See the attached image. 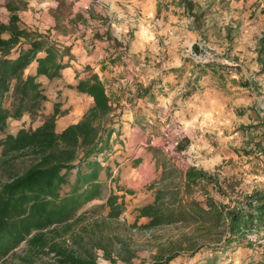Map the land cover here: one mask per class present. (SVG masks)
I'll list each match as a JSON object with an SVG mask.
<instances>
[{
	"label": "rangeland",
	"instance_id": "1",
	"mask_svg": "<svg viewBox=\"0 0 264 264\" xmlns=\"http://www.w3.org/2000/svg\"><path fill=\"white\" fill-rule=\"evenodd\" d=\"M56 1V6H53L54 1L51 0L53 3L50 11L57 24L54 32H49V35L53 40L68 45L62 38L71 29L66 24L79 20L76 8L83 9L84 6L76 4L75 0ZM223 1L225 0H218L216 3L220 6V11L212 14L211 7L206 11V17H212L207 32L217 30V25L211 24L215 17L226 21L228 13L225 11L236 9L235 2L238 0L231 2L235 5L233 7L225 5ZM5 2L6 0H0V20L4 22L9 12ZM76 2L86 4L87 0ZM12 3L22 7L24 2L13 0ZM196 23L199 28L203 27L201 22ZM158 35L161 37L157 39L158 52L149 57L133 59L128 48H124L123 41L112 40L110 43L116 52H128L123 57L124 60L101 66V61L106 60L109 55L108 51L102 46L95 54L94 48H89L80 67L71 71L67 78L42 82L48 96L45 109L51 111L56 104L62 113L58 119L57 131L61 127V121L79 120L92 104L91 97L67 86L77 82L76 70L80 76L98 74L108 92H112L115 110L112 120L105 122L107 128L112 124L119 127L113 118L116 115H126L125 108L128 107L124 103L128 102L127 99L136 98V86L141 85L136 79L144 82L150 71L157 72V79L161 83L157 91L159 96L167 97L168 101L180 100L176 104L178 109H172L169 102H162L157 106H138L139 109L144 108L143 111L147 112L144 115L148 117L146 120H131L135 123L131 127H140L144 131L143 135L137 130L128 131L127 136L120 139L117 136L112 138L111 135L114 140H108V147L97 159L105 163L104 166L109 168L114 178L109 182L107 178L104 179L106 181L102 183V198H97L80 209L79 213L82 212L85 219L74 225L73 233L85 227L82 238H79L80 234L73 236L69 231L61 237V241L63 239L65 248L72 250L75 255H83L85 250L91 251L98 264H153L152 255L159 250L164 251V254L174 250L178 253L168 264H241L243 261L248 262V256L253 258L251 260H259L264 256V223L252 226L242 235L232 238L227 230L221 235L198 236L199 232L195 231V227L199 224L192 222H175L154 229H138L132 226L137 209L154 201L158 189L166 191L167 199L173 193V196L183 201L191 198L203 200L205 194H210L228 208L253 209L258 203L257 199H264V124H251L243 115L241 100L245 98V92H242L236 80L243 77L240 69H229L225 59H222L223 56L213 47L214 44H220L219 47L224 49L228 47L225 43L229 42L224 41L221 31L220 34L215 33L216 37L212 39L202 37L186 40L182 35L178 36L180 39H171L164 37V32H158ZM105 47H108L107 43ZM224 51L228 53L229 49ZM131 63L134 65L131 66ZM213 66L215 72H212ZM202 67L205 71H202ZM128 82L136 83L132 86L127 85ZM165 83L169 85L165 86ZM188 97L195 99L193 110L187 103L184 107L181 105V101ZM217 98L221 101L220 114L217 107L211 106L214 105L212 100ZM203 107L211 111L215 109L213 111L216 115L206 114L199 117L198 110ZM236 108L240 111L236 112ZM233 112L235 116H231ZM40 120L37 118L31 121L27 116L17 121L9 120L5 131L14 133L21 126L34 128L41 123ZM133 156H137L138 160L132 161ZM194 165L204 167L207 177H203V182L199 184L193 180L188 181L191 185L187 190L186 184H183V173ZM74 173L69 172L70 180L74 179ZM101 175L105 178V172ZM110 194L116 196V202L121 207L118 217L111 219L107 217L109 207L106 204V198ZM142 218L137 220V225L148 221L146 218L147 221L142 222ZM97 223L101 224L100 227ZM224 237L231 239L225 241ZM190 240L205 245L201 250L190 253L187 250ZM99 241L107 249L110 259L105 258L103 250L98 247ZM124 245L134 251L130 261L121 258L128 255L124 251ZM0 264L64 263H60L53 253H40L38 256L29 257L25 244L21 243Z\"/></svg>",
	"mask_w": 264,
	"mask_h": 264
},
{
	"label": "trees",
	"instance_id": "2",
	"mask_svg": "<svg viewBox=\"0 0 264 264\" xmlns=\"http://www.w3.org/2000/svg\"><path fill=\"white\" fill-rule=\"evenodd\" d=\"M179 2L187 11L192 9L191 1ZM5 6L9 10L8 18L6 22L0 20V134L3 135L0 137V262L24 243L29 257L53 253L64 264H98L89 250L75 255L66 249L61 237L69 231L73 233L74 225L85 219L79 213L85 204L102 198L101 173L105 172V178L111 174L97 156L108 147L112 129L107 131L105 122L112 120L115 105L98 74L80 76L76 70L77 82L67 86L91 97L92 104L77 122L57 131L56 119L62 113L56 104L51 112H44L48 96L38 77L60 78L61 71L74 60L71 45L22 27L16 13L19 7L12 2ZM31 64L35 65V74L26 72ZM24 115L31 121L40 118L41 123L34 128L21 126L14 133L5 131L9 120H19ZM71 171L75 172L72 182L68 178ZM195 172L207 177L202 171ZM65 186L68 190L63 192ZM257 202L253 209L228 208L210 195L203 200L183 201L173 193L167 199L166 191L158 189L154 201L137 209L132 226L154 229L175 222H192L199 224L195 227L198 236L221 235L227 230L232 238L264 223V199ZM106 204L107 217L117 218L121 207L116 196L108 195ZM142 217L148 221L137 225ZM84 230L81 227L73 236L80 234L81 239ZM190 241L187 246L190 253L205 245ZM97 245L105 258L110 259L105 246L100 241ZM124 248L128 255L121 258L130 261L134 251L127 245ZM177 256L176 250L167 254L159 250L152 255V263L168 264ZM241 264H264V256Z\"/></svg>",
	"mask_w": 264,
	"mask_h": 264
},
{
	"label": "crops",
	"instance_id": "3",
	"mask_svg": "<svg viewBox=\"0 0 264 264\" xmlns=\"http://www.w3.org/2000/svg\"><path fill=\"white\" fill-rule=\"evenodd\" d=\"M12 1L13 0H6L5 4ZM22 1L24 2L23 6L19 7L16 11L21 26L30 30H36L50 37L49 32L53 33L57 24L50 11L53 2H51V0ZM53 1V6H56L57 1ZM188 1H191L193 4L190 11H187L185 5L180 3L179 0H87L86 4L76 2L75 0L76 4H80L84 7L83 9L76 8V11L78 10L77 16L79 20L76 19L74 20L76 22L71 24L67 23L66 26L71 29L62 36V38L67 41V44L71 45V52L74 55V60H72L71 66L61 71V77L58 79L63 77L67 78L71 71L73 72L77 67H80V64L84 61L83 57L87 54L89 48H94L95 54H97L96 50H101L100 47L102 46L108 51L109 55L106 53L108 57L106 60L101 61V66L108 62L112 63L118 62L120 59L124 60L123 57L128 52L122 50L116 52L115 48L110 43L112 40L123 41V44H125L124 48H128L127 50L130 52V56L133 59H141L158 52L159 47L157 45V39L161 38L158 32H164V37L171 39H180L181 37L178 36L182 35L187 40V38L201 39L202 37L204 39H212L216 37L215 33L220 34L221 31V36L224 41L229 42V44L225 43L228 47L221 49L219 47L220 44H214L213 47L217 48L218 51H216L223 56L222 59H225L229 69H240L241 76L243 77L240 79L236 78V80L242 92H245V98L241 100L243 115L249 119L251 124L258 122L264 124V0H238L235 2L236 6L232 5L231 2L233 0L223 1L225 5L228 4L229 7L235 6L236 9L225 11L228 13L226 21L215 17V20L212 21L211 24L217 25V30L211 32H207V29L209 20H211L212 17H206V11L210 7L212 8V14H214L215 11H220V6L218 7V4L216 5L218 0ZM158 16L159 18H157ZM70 17H72V15ZM196 22H201L203 27L201 26V28H199ZM159 25L160 28L158 29ZM197 28L198 31L196 30ZM81 43L84 44V46H79ZM105 43H107L108 47H105ZM228 49L229 51L226 53L224 50ZM112 51H114V53ZM133 65L134 64L131 63V66ZM128 67L126 68L127 71ZM202 71H205L204 68ZM243 71H245L244 75L242 74ZM26 72L35 74V65L31 64L26 69ZM212 72H215V66H213ZM157 78V72L153 73L150 71V75L145 78L144 82L141 83L139 79H136V81H139L141 84H137L136 86L137 90H135L138 91L136 98L134 97L133 100L127 99L128 102L124 103L125 107H128L125 108L126 115H116L113 118V120L118 122L117 125L119 127H115V124H112L107 128V131L109 128L112 129L108 140H114L112 139L114 136L120 139L122 136H127L126 133H128V131L133 130H137L140 135H143L144 131H141L140 127H131V125H135L131 120H146L148 115H144L147 112L143 111L145 105L157 106L158 104H162V102H166V104L169 102L172 109H178L176 104L180 102V100L168 101L167 97L157 94V91H159L158 88L161 86ZM38 79L41 82L48 80L43 76H39ZM135 83L136 82H128L127 85L134 86ZM168 85V83H165V86ZM111 94L112 92H110V95ZM186 96L188 95H185V97ZM188 98L183 99L181 105L184 107L187 103V106L193 110L195 99L191 97ZM47 102H45V105ZM212 102H214V105L211 104V106H215L220 110L221 101L219 98H217V100H212ZM113 105H115L114 101ZM138 106L143 107L139 109ZM136 107L138 108L137 110L135 109ZM207 109L208 108L204 107L200 108L198 110L200 115L198 116L200 117L203 115L204 117L206 114L216 115L213 111L215 109L212 111L210 108V110ZM46 110L47 109L44 110L45 113L51 112ZM185 110L187 111L186 108ZM237 110L240 111V109L236 108V112ZM153 111H155V109ZM183 112L185 114L184 109ZM221 112V110L218 111V114ZM127 113H131V115ZM25 116L28 117V115H24L22 118ZM231 116H235L234 112ZM59 117L56 119V128L58 127ZM218 117L220 118L221 115H218ZM11 120L17 121L14 119ZM77 120L70 121L65 119V121H61V127L58 131H61L71 123L77 122ZM122 132H124L123 135ZM262 132H264V129H262ZM104 136L106 135H103V137ZM115 142L117 143V141ZM131 160L135 162L138 160V157L133 156ZM101 163L104 166L105 163L103 161H101ZM203 168L194 165V167L184 171L183 184H186L185 186H190L191 184H188V181H191L192 177H195L196 183H202L203 176L197 175L195 171H202L205 173ZM100 177L102 178V175ZM112 178H114L113 174L107 178L108 182ZM104 179L106 178H102L103 181H106ZM70 181L72 182L73 179ZM67 190L68 188L64 189V191ZM206 195L208 194H205V196ZM141 221L145 222L147 219L142 218ZM251 259L253 258L248 256L246 260L249 261Z\"/></svg>",
	"mask_w": 264,
	"mask_h": 264
}]
</instances>
